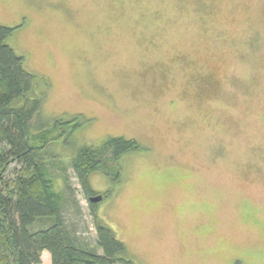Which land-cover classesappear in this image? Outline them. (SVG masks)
Here are the masks:
<instances>
[{"label": "rangeland", "instance_id": "obj_1", "mask_svg": "<svg viewBox=\"0 0 264 264\" xmlns=\"http://www.w3.org/2000/svg\"><path fill=\"white\" fill-rule=\"evenodd\" d=\"M0 24L44 80V121L82 117L50 148L68 227L96 246L71 159L124 137L140 148L119 180L90 183L138 264H264V0H0Z\"/></svg>", "mask_w": 264, "mask_h": 264}, {"label": "trees", "instance_id": "obj_2", "mask_svg": "<svg viewBox=\"0 0 264 264\" xmlns=\"http://www.w3.org/2000/svg\"><path fill=\"white\" fill-rule=\"evenodd\" d=\"M15 30L0 24V264H41L44 252L50 254L52 264H138L113 230L100 225L90 183V176L98 171L106 176L115 172V181L119 180V161L138 150V142L112 138L99 146L79 148L71 159L97 220L93 246L74 226H67L64 214L69 203L49 168V160L58 164L50 148L58 141L68 143L84 125L82 117L56 119L51 126L44 121L47 87L9 44ZM109 163L111 171L106 170ZM44 219L51 220L49 226L35 230L37 221Z\"/></svg>", "mask_w": 264, "mask_h": 264}, {"label": "water", "instance_id": "obj_3", "mask_svg": "<svg viewBox=\"0 0 264 264\" xmlns=\"http://www.w3.org/2000/svg\"><path fill=\"white\" fill-rule=\"evenodd\" d=\"M99 200H101V197H95V198H92L91 201L95 203V202H97V201H99Z\"/></svg>", "mask_w": 264, "mask_h": 264}]
</instances>
